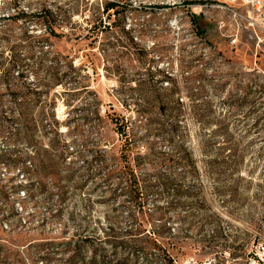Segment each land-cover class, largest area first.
Segmentation results:
<instances>
[{
	"label": "rangeland",
	"instance_id": "374dc122",
	"mask_svg": "<svg viewBox=\"0 0 264 264\" xmlns=\"http://www.w3.org/2000/svg\"><path fill=\"white\" fill-rule=\"evenodd\" d=\"M15 93L0 264H79L94 227L107 264L164 225L175 264H264V0H0V120ZM125 140L137 183L112 178Z\"/></svg>",
	"mask_w": 264,
	"mask_h": 264
},
{
	"label": "trees",
	"instance_id": "16d2710c",
	"mask_svg": "<svg viewBox=\"0 0 264 264\" xmlns=\"http://www.w3.org/2000/svg\"><path fill=\"white\" fill-rule=\"evenodd\" d=\"M111 8H113V5L109 6L106 9L109 10ZM53 71H54V74H53L54 82L51 83L49 88H52L53 86L63 85V82L65 81V78H66L65 74L60 76L59 68H56ZM11 104H12L11 107H9L7 111H4L3 113L4 118L0 120V126L5 127L7 125L6 123L9 120V121H12V123L14 124L15 126L14 128L18 129L21 127V119L24 115L22 97L16 93L11 95ZM35 128H36L35 125L31 124V126H29L30 131H34ZM117 130L119 134L121 135V137H123L124 135L126 136V132L122 129V125L118 124ZM120 152H121V155H120L121 160H118L119 162L114 167L112 178H115L121 184H124L123 182L127 184L137 183L138 176L136 175V170H134V168L132 167V162L130 160L132 148L128 140H125ZM51 158L52 157L46 160V162L48 163L47 168H52L55 166V160ZM62 159H63V155H62ZM32 160H33L32 161L33 171L37 173V171L40 168L41 161L35 160V158H33ZM182 161L183 160H181V162ZM31 176L32 174L30 175V177ZM185 190L187 193L186 197L188 199H192L193 201H196L188 205L187 207L188 212L198 211V209L201 208L200 204L205 205V203L207 202L204 198L201 197V192H202L201 188H197L195 186H190V187L187 186L185 187ZM4 192H5L4 188L0 185V197L4 196ZM228 192H230V189H222V191H220L219 194L226 193L224 195L226 198L229 195ZM214 216H217V214L214 213ZM166 228H167L166 225H164L162 231L160 232L151 230L147 233L144 232V233L132 234V238L130 239H136V240H132L131 241L132 243H130V241L129 242L122 241L121 244L123 247H125V250L122 251V256L120 257L119 255L115 254V256H119V257H117V259L115 257L112 258V260L109 259V262L107 264H128L129 261L136 260V259L139 260L140 258H142L143 260H151L152 258L155 261L160 260L164 264H175L174 257L169 253V251L165 248V246L162 245L159 239V238L161 239L165 238L163 237V234H165L163 233V231L166 232L167 230ZM75 236H76L75 237L76 240L74 239L75 241L73 240V242L69 244V245L75 244L74 247H76V249L72 252V256L70 259L72 261L79 262V264H88V263L89 264H101L99 263V260L101 258L104 259L106 256V255H102V252L103 254L107 252L105 247L107 244L106 240H108L109 236L106 235L107 239L105 240L104 238H101V235L98 232V229H96V227L91 228L84 233L76 234ZM143 237L144 239H140ZM138 241L140 244H138ZM143 241L145 242L143 243ZM90 252L93 253V256L91 260L88 263H86L87 254Z\"/></svg>",
	"mask_w": 264,
	"mask_h": 264
}]
</instances>
